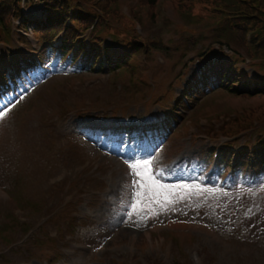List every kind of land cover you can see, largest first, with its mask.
<instances>
[{"label": "rangeland", "instance_id": "1", "mask_svg": "<svg viewBox=\"0 0 264 264\" xmlns=\"http://www.w3.org/2000/svg\"><path fill=\"white\" fill-rule=\"evenodd\" d=\"M80 1L99 10L110 23L121 30H131L134 22L132 18L114 15V9L126 14L132 13V16L141 20L148 18L149 24L153 25L143 31L144 36L154 40L161 38L168 43L173 41L172 49L169 54L154 52L153 58L144 59L143 63L147 64L138 72L137 81L128 78L127 81L121 82L116 77L117 80H111L109 77L104 83L96 82L95 85L87 87L86 83L96 80L95 77L71 79L63 73L64 71H58L39 86L33 99L25 101L14 110L5 123L0 124V151H3L4 158L0 166V185L9 191L0 193L3 214L6 211H15L19 215L16 210L19 206L13 204L10 196L14 195L18 199L22 197L26 202L22 206L26 207L27 201L36 202L39 196L45 193L44 198L48 199L50 214L66 205L72 209L83 206L85 212H91L90 207H96L97 211H93V216L100 226L105 228L103 236L117 233L107 246L105 255L119 259L121 255H125L124 260H128L129 264H264V189L243 191L236 198L225 193L216 194L215 190L205 191L209 196L198 199L196 203L191 201V194L197 197L199 195L196 185H190L189 188L172 186L169 187V200L173 202L165 204L163 196H154L151 188L136 185L135 207L127 221L122 224L107 222L103 226L104 217L111 205L110 199L121 189L117 180L125 170L115 174L113 185L110 186L114 189L112 196L104 194L101 198L90 197L84 186V183H87L91 191L93 190L89 163L78 160L76 163L63 157L59 150L61 143L56 139L52 128L55 116L61 113L85 109L88 105L92 106L90 110L103 107L119 108L124 104L137 105L143 102L140 98L145 94H154L156 97L162 95L165 90L160 88V83L164 87L168 86L181 69H173L179 56L184 52L188 53L189 57L196 54L198 46L194 47L187 42L192 36H201L206 40H201L200 44L203 45L212 41L214 35L227 36L234 43L233 46L247 56L239 46L237 36L225 34L224 30H221L222 27L226 28L224 22L229 17L231 20L242 21L245 36L252 44L260 43L258 48H261L264 57V0ZM155 3L156 6L152 7ZM231 4L237 6L233 14L227 13ZM220 19L224 22H218ZM253 62L258 65L261 63L260 60ZM125 73L119 72L116 76L120 77ZM142 82L145 83L143 92L137 89ZM198 104L195 114L197 120L186 124L184 131L179 133L180 138L173 140L171 144L168 143L169 145L164 147L166 153L158 154V157L178 160L180 166L184 162L189 165V159L200 156L203 151L198 141L190 144V138L196 129L205 134L207 125L219 128L228 116L238 118V123L233 124L237 129L239 123L253 124L264 121V96L247 98L218 92ZM131 111L139 115L142 109L138 105L131 108ZM199 132L197 133L200 134ZM8 141L13 147L9 149L6 145L3 150V145ZM88 152L96 154L93 150ZM48 161L51 163L48 164ZM40 162L42 163L37 165ZM95 165L99 166L100 162H90L91 167ZM50 166L56 169L54 175L47 174L46 169ZM106 174L107 170H99L100 177L104 178ZM46 177L49 179L46 180ZM61 179L64 182L60 184ZM8 199L10 201L7 202ZM224 199H234L237 204L246 205L242 225L236 226L234 209L227 210L228 203L225 205ZM157 200L161 203H157ZM168 219L206 221L220 229L221 239L217 241L210 235L187 228L148 229L149 226L162 224ZM55 229L56 227L49 226L52 234ZM90 232L91 230L89 233L84 231L83 237L88 235L91 240Z\"/></svg>", "mask_w": 264, "mask_h": 264}, {"label": "snow or ice", "instance_id": "2", "mask_svg": "<svg viewBox=\"0 0 264 264\" xmlns=\"http://www.w3.org/2000/svg\"><path fill=\"white\" fill-rule=\"evenodd\" d=\"M224 71L218 65L212 63L211 61L207 64L196 69V72L207 80H212L213 78H218L219 75ZM8 111L7 106L4 109H0V120H3ZM152 161L150 160H137L135 163L129 165L131 169V175L135 178L133 181L134 184L139 185L140 187L151 188L154 196H163L164 203H171L173 201L169 200L171 195V189L161 184L158 180L155 179L152 172ZM157 203H161L160 200H157ZM162 206H164L162 204Z\"/></svg>", "mask_w": 264, "mask_h": 264}]
</instances>
